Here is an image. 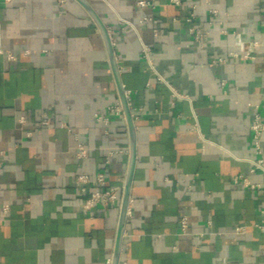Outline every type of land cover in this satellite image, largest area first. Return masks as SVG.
I'll list each match as a JSON object with an SVG mask.
<instances>
[{
	"label": "crops",
	"instance_id": "0c3cea01",
	"mask_svg": "<svg viewBox=\"0 0 264 264\" xmlns=\"http://www.w3.org/2000/svg\"><path fill=\"white\" fill-rule=\"evenodd\" d=\"M136 1L0 0V264L113 263L131 164L125 113L106 110L123 107L120 88L134 160L117 264H264V177L245 161L255 104L264 117V0ZM260 146L264 159V131ZM98 171L119 199L85 212L92 187L75 178ZM239 174L259 188L233 184Z\"/></svg>",
	"mask_w": 264,
	"mask_h": 264
},
{
	"label": "built area",
	"instance_id": "2783aa9c",
	"mask_svg": "<svg viewBox=\"0 0 264 264\" xmlns=\"http://www.w3.org/2000/svg\"><path fill=\"white\" fill-rule=\"evenodd\" d=\"M9 1V0H5ZM208 2L209 0H205ZM169 2L172 5L178 6L180 5V0H169ZM138 7L144 8L147 6H152L153 0H137L135 3ZM196 9L195 4L190 5V10L188 11L187 15L184 18V21L188 24V32L193 37V40L202 46L203 43V33L197 31L194 26L192 25L195 17H194V11ZM210 14L212 16H217L218 11L216 9H210ZM146 21H150L151 23L155 24L156 20L144 17L143 18ZM175 18L174 20H176ZM153 32L156 33V29H153ZM3 51L0 48V54H2ZM142 55L143 57L149 62V55H148V49L143 46L142 48ZM6 56L8 59H14V56L10 53H6ZM230 57L234 59L239 60H245L250 58L249 52H245L244 54H240L237 51L230 52ZM217 63H223V58H218L216 60ZM150 63V62H149ZM128 96V92H125V97ZM107 113H113L116 116L123 117V107L120 104V102L115 103L114 105L107 107ZM94 119L98 122H103L105 124L108 123V118L104 114L95 113L93 115ZM20 121L22 122L23 119L20 118ZM43 125L48 124V116L46 114H43ZM264 131V117L259 113L258 105L253 106V113H252V119L250 123V132H251V141L252 145L255 151V154L257 155L256 158L253 159H245V161L249 164V172H259L264 177V159L261 157V146H260V139L262 136V133ZM122 150L118 149H111L107 151V157L105 159V163H109V158L113 156L115 153H120ZM76 157L82 158L85 157L87 154V148L81 144L77 143L76 145ZM232 183L235 185H241L243 187H248L251 189L259 188V184L252 183L246 176L239 174L232 178ZM75 186L76 188L83 193H86L89 187H92V190L89 191L87 196L84 198L81 209L85 212L91 211L93 208H96L98 206L101 207H107L108 204L117 202L119 199V188L117 186H109L106 183L105 175L98 171L93 176H89L86 174H79L75 178ZM6 207L3 208L4 211H6ZM257 228H259L261 231H264V223H259L255 225ZM244 232V226L238 225L235 226L233 229L234 234H242ZM180 233L181 234H187V220L185 217H182L180 220ZM110 263L109 261L107 262ZM127 264V263H124Z\"/></svg>",
	"mask_w": 264,
	"mask_h": 264
},
{
	"label": "water",
	"instance_id": "95a60500",
	"mask_svg": "<svg viewBox=\"0 0 264 264\" xmlns=\"http://www.w3.org/2000/svg\"><path fill=\"white\" fill-rule=\"evenodd\" d=\"M93 17L95 18L102 34L105 37L106 43H107V48H108V52H109V58L112 64V68H113V72L115 74V78L118 80V76H117V71H116V66L114 63V59H113V51H112V47H111V42L109 39V36L107 34V31L105 29V27L96 19V17L93 15ZM119 84V82H118ZM119 87L120 84H119ZM120 92H121V100H122V104H123V109H124V113H125V118L127 120V124L129 127V131H130V136H131V164H130V168H129V172H128V176H127V180L123 189V196H122V202H121V211H120V221H119V226H118V231H117V238H116V249H115V254H114V258H113V263L112 264H117L118 262V251H119V243H120V238H121V233H122V229H123V224H124V220H125V213H126V209H127V202H128V198H129V188H130V181H131V172H132V168H133V160H134V132H133V124H132V120H131V116L129 113V108L127 105V102L124 98L123 95V90L120 88Z\"/></svg>",
	"mask_w": 264,
	"mask_h": 264
}]
</instances>
